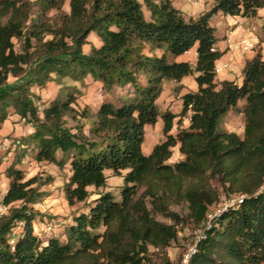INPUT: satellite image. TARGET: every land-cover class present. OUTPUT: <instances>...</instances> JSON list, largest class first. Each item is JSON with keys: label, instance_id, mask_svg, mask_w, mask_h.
I'll return each instance as SVG.
<instances>
[{"label": "trees", "instance_id": "1", "mask_svg": "<svg viewBox=\"0 0 264 264\" xmlns=\"http://www.w3.org/2000/svg\"><path fill=\"white\" fill-rule=\"evenodd\" d=\"M65 1L0 0V126L16 115L33 128L5 170L0 264H149V248L164 253L184 221L202 231L189 264H263L264 57L255 50L245 60L240 84L215 83L213 66L222 53L209 20L218 13L255 18L264 0H211L208 11L189 19L171 0H68L64 12ZM91 33L99 46L88 41ZM193 48L194 67L168 61ZM193 75L197 91L181 96L178 115L190 112L189 126L173 136L176 116L160 115L155 102L163 82ZM88 77L106 93L131 91L96 110L78 107L80 89L73 84ZM65 79L70 89L46 105L33 92ZM230 111L243 114L241 137L219 128ZM159 116L164 141L144 156V127ZM176 145L183 158L168 164ZM27 155L60 170L68 166L61 191L69 207L87 201V187L105 188L107 170L122 185L97 193L61 235L41 238L33 223L42 215L33 206L48 197L40 187L52 178L25 180L18 166ZM221 196L242 199L206 227ZM180 203L185 218L170 211ZM163 264L170 263L165 258Z\"/></svg>", "mask_w": 264, "mask_h": 264}, {"label": "crops", "instance_id": "2", "mask_svg": "<svg viewBox=\"0 0 264 264\" xmlns=\"http://www.w3.org/2000/svg\"><path fill=\"white\" fill-rule=\"evenodd\" d=\"M67 5H68V0ZM172 5L181 11L183 13L184 9L182 8L183 5L185 4V0H171ZM197 2L200 3V0H197ZM193 4V3H190ZM198 14L195 16L191 14L189 15H184L185 19L189 18H196L200 14L206 12L205 10H198ZM188 17V18H187ZM254 19H258V23L254 21ZM209 25L214 29V35L215 33H220V35H215V37L218 39V42L216 43V49L220 53H222V56L215 62V64H222L224 62H229V68L227 70H224L222 73L219 75H215L214 77V82L219 83L222 81H230V82H235L237 84H240L241 82V70L243 68L245 60H249L250 58L253 57L255 52H252V54H245L242 55L236 51H228L227 50V45L225 43L226 37H229L230 39H240V38H247L251 39L254 43H256V51H259L260 54L264 57V9H260L257 11V16L255 18H240V17H230V16H223L221 14H216L212 16L209 20ZM94 42H93V41ZM88 41L95 47L99 46V41L96 39L95 35H90L88 36ZM93 42V43H92ZM172 62H186L190 64L191 66H195L196 62V52L195 48L191 49L189 52L178 56L176 58L171 57ZM236 68L238 71V76L232 77V72L233 69ZM193 76H187L183 78L180 82L176 83L173 81L169 85H163L164 87L162 88V92L159 96V98L156 100V103H160L163 112L168 111L171 114L175 115L176 117L173 120V126L170 131V134L175 136L178 130L181 129H187L189 126V117H190V112H187L183 117H179V113L181 110V96L187 94V93H194L197 91V85L194 81ZM14 79L9 78V82L13 81ZM90 80L92 83H94L89 77L86 78L83 82V84L86 83V81ZM54 82L49 83L46 88L39 90L37 88L33 89V92L40 97V102L42 104H47L44 100V93L46 92V89L49 85H53ZM98 86L99 91H103L100 87L99 84L94 83ZM74 86L78 87V83L73 84ZM129 88V87H128ZM105 92V91H104ZM92 94H86L85 100L83 101V104H79V107H83L84 105L89 106L91 109L96 110L99 107V104L103 100H108L112 103H116V99L109 98L106 99L107 97L105 95L99 96V102L98 103H92ZM53 99V98H52ZM51 99V100H52ZM50 100V101H51ZM158 110V109H157ZM160 114V111H158ZM161 115V114H160ZM19 117L16 115L10 116L7 120L4 121V123L0 126V140H2L5 137L11 138V139H17L20 142L21 138H24L28 135H30L33 131V128L29 125L26 124L22 125L19 123ZM182 120L181 125H178V120ZM244 127V125H243ZM149 135V136H148ZM148 136V137H147ZM164 140L163 133H162V120L160 116L157 119V122L153 126H145L144 127V139L142 143V153L145 156H148L153 147L159 143H161ZM22 148V146H20ZM15 147H10L4 150H0V189H2L0 193V201L6 192L8 185H9V180L5 176V170L6 168L12 163L15 152H14ZM172 156L171 158L167 161L168 164H173L174 162H177L183 158V156L178 152V145H176L172 149ZM60 154L57 153V157H59ZM29 159L28 155L25 157V159ZM34 163H36L33 159H31ZM23 163V162H22ZM37 165H44L45 163H36ZM47 165V164H45ZM19 169H21L20 166H18ZM65 168L68 169V166ZM22 170V169H21ZM109 172L111 174V171H105ZM68 173V170H67ZM69 175V173H68ZM112 175V174H111ZM56 181V180H55ZM56 183V182H54ZM56 185V184H55ZM121 186V185H120ZM100 192H107L102 189H96L95 191L91 192V196L87 199V203L92 201L97 197V193ZM55 193H53L51 196L48 198L52 200V197L54 196ZM60 197V200L63 202V204L66 206L67 210L72 209V207H69L67 203L65 202L64 195L62 191L60 190V193L58 194ZM77 204V203H76ZM5 210L4 207H0V211L3 212ZM87 210H85L84 213H86ZM59 214V213H56ZM64 223V222H63ZM66 224L71 225L72 224V217L69 218V220L65 221ZM63 227L61 226L60 229H58L55 233V236L58 234L61 235L63 233ZM61 240L64 239V236L62 235Z\"/></svg>", "mask_w": 264, "mask_h": 264}, {"label": "rangeland", "instance_id": "3", "mask_svg": "<svg viewBox=\"0 0 264 264\" xmlns=\"http://www.w3.org/2000/svg\"><path fill=\"white\" fill-rule=\"evenodd\" d=\"M34 1V0H32ZM212 6V2L211 0H200V3L197 2V0L193 3H187L185 2V4L183 5V13L185 16L189 15L190 12L192 15H196L198 14V10L202 9L208 11ZM36 9V8H35ZM62 10L64 12H68L69 8L67 5V1L64 2L63 6H62ZM54 12H51L50 15H53ZM188 18V17H187ZM254 21L256 23H258V19H254ZM90 35H94L93 33H91ZM215 35H220V33H215ZM93 41V40H92ZM94 42V41H93ZM92 42V43H93ZM87 47L84 49L85 52H87ZM256 49V48H255ZM255 52V51H253ZM246 54H252V51H248ZM245 55V54H244ZM171 57H168V61H171ZM233 72H232V77L234 78L235 76H238V71L236 68H232ZM142 82V80H140ZM171 82L169 81H165L162 84V88L164 87L163 85H169ZM71 82L67 79L63 80L61 82V85H58L57 83H53V85H49L46 89V92L44 93V100L46 102H49L52 98H54L59 92H61L62 90H66V89H70L71 87ZM79 89H80V94L77 98L76 101V105L79 107V104H83V101L85 100L86 94H92V103H98L99 102V96L101 95H105L107 98H119V97H124L126 95V93L130 92L131 89L129 86L123 88V89H113L110 93H106L104 91H99V88L96 84L92 83L90 80L86 81L85 84L82 85H78ZM129 87V88H128ZM162 92V91H161ZM155 105L158 109V111H160V114H162L163 112V108L161 106L160 103H156ZM239 108L243 107V102L239 103L238 105ZM40 111L42 110V107L40 106ZM19 120V119H18ZM67 125L69 127H73L74 123L70 120L67 119ZM178 125H181L182 120H178ZM20 123V122H19ZM22 125H25L23 123H20ZM243 114H234L233 112H228L225 116H223L221 118V123L219 125V128L222 131H227V132H234L235 134H237L239 137L242 136V132H243ZM149 136V135H148ZM147 136V137H148ZM164 137V135H163ZM165 138V137H164ZM164 141V140H163ZM162 141V142H163ZM20 146H16L14 149V152H18L20 151ZM142 147V146H141ZM142 151V149H141ZM173 151V150H172ZM143 154V153H142ZM145 156V155H144ZM29 159H23L21 161V163L19 164V166L21 167L24 176H25V180L33 177V176H38L40 181L46 179V177H51L52 181L49 182L48 184L44 185L43 187H40V191H43L44 193H46L49 196H51L53 193L54 196L52 197V200H50L48 197H46L45 199H41L39 200V202H37L34 206H33V211H35L38 215H42V218H39V220H35L34 221V229L36 232H38L39 235H41V238H45L48 237V233H46L44 231V225L42 223V219L43 218H60L64 223L62 225V229L64 230V228L68 225L65 223V221L69 220L70 217H72L75 214L81 213V212H85L86 207L88 206L87 202L84 203H77L74 205V207H72V209H69V211L67 210L66 206L63 204V202L60 200V197L58 196V194L60 193V190L63 186V183L66 181L68 173H67V168H64L62 170L58 169L57 167L53 166V165H37L36 163H34L31 159L32 156L28 155ZM23 162V163H22ZM106 176V186L105 188H101L102 190H105L107 192H111V193H115L117 192V187H119L120 185H122V178L120 177H116V176H112L109 172L105 173ZM56 180V181H55ZM56 182V183H54ZM56 184V185H55ZM212 185L214 187H216L218 189V191H221V187L219 185H217L216 183H212ZM96 189L92 186L87 187V191L89 193H91L92 191H95ZM2 189H0V193H1ZM224 196H221V203H219L217 206L212 207L209 211L210 213L212 211H214L217 208H220L221 206H223V204L226 201H229L228 199H223ZM43 207H39L38 205H42ZM1 207V205H0ZM6 210H3L2 213H5ZM171 212L176 213L177 215H179L182 218L186 217L187 214V209H186V205L184 203H180L178 205L172 206L170 208ZM59 213V214H56ZM38 219V217H36ZM156 220H158L159 222L162 223H166L169 224L170 221L168 219L162 218L161 216H155ZM177 230V240L173 243H171L170 247L167 248L164 253L161 252H156L153 249L149 248L148 251V259H149V264H163L164 259L166 258L170 264H180V261L182 259V256L187 252V250L189 249V247H191L194 244L195 241V235L197 233L196 227L194 225H192L190 222L188 221H184L183 223L179 224L176 227ZM56 233V232H55ZM55 235V234H54ZM59 235V234H58ZM264 264V263H263Z\"/></svg>", "mask_w": 264, "mask_h": 264}, {"label": "built area", "instance_id": "4", "mask_svg": "<svg viewBox=\"0 0 264 264\" xmlns=\"http://www.w3.org/2000/svg\"><path fill=\"white\" fill-rule=\"evenodd\" d=\"M196 0H185V2L187 3H194ZM225 43H226V47L228 51H236L242 55L246 54L248 51H255V45L256 43H254L251 39H247V38H240V39H230L229 37H226L225 39ZM213 51V50H211ZM229 68V62H224L220 65L215 64L213 66V73L215 75H219L220 73H222L224 70H227ZM38 105V104H37ZM19 122L25 124V119L24 118H19ZM20 142L19 140H15V139H11L8 137L3 138L2 140H0V150H4L10 147H16L19 146ZM259 192L264 194V183L259 187L258 189ZM242 199V196L239 197H235V198H230L228 199L229 201H226L223 206H221L220 208L215 209L214 211H212L210 213V211L207 214V222H206V227L209 226V222L212 220V218L214 216H216L220 210L225 209L226 207H231L234 204L240 202ZM39 207H43L42 205H38ZM0 214H2V212L0 211ZM42 223H43V227H44V231L46 233H48L49 236L54 235L55 232L61 228V226L63 225V221L60 218H43L42 219ZM38 234V232H36ZM39 235V234H38ZM41 236V235H40ZM202 237V231L200 229L197 230V233L195 235V241L194 244L189 247V249L187 250V252L182 256V259L180 261V264H189V260L191 258V256L194 254L195 252V245L196 242L198 240H200Z\"/></svg>", "mask_w": 264, "mask_h": 264}]
</instances>
